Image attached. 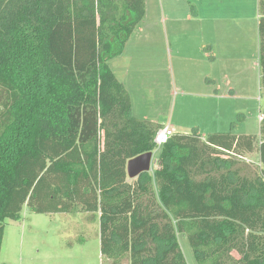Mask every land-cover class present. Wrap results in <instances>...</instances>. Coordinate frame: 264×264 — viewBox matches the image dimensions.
Returning <instances> with one entry per match:
<instances>
[{
    "label": "trees",
    "instance_id": "trees-1",
    "mask_svg": "<svg viewBox=\"0 0 264 264\" xmlns=\"http://www.w3.org/2000/svg\"><path fill=\"white\" fill-rule=\"evenodd\" d=\"M146 14L145 0H0V255L28 205L98 216L106 263L188 264L185 235L197 264H264V119L259 136L159 148L162 124L132 115L110 66ZM259 15L264 88V0ZM155 150L158 169L131 183L128 162ZM255 151L249 178L237 165Z\"/></svg>",
    "mask_w": 264,
    "mask_h": 264
},
{
    "label": "rangeland",
    "instance_id": "rangeland-1",
    "mask_svg": "<svg viewBox=\"0 0 264 264\" xmlns=\"http://www.w3.org/2000/svg\"><path fill=\"white\" fill-rule=\"evenodd\" d=\"M146 13L123 55L110 61L131 96L132 115L174 126L175 133L196 131L204 142L216 132L259 136V0H146ZM159 155L155 150L152 175ZM239 161L249 178L262 167L258 151ZM179 241L188 264H197L186 236ZM106 261L98 216L39 214L25 205L20 218L5 225L0 264Z\"/></svg>",
    "mask_w": 264,
    "mask_h": 264
},
{
    "label": "water",
    "instance_id": "water-1",
    "mask_svg": "<svg viewBox=\"0 0 264 264\" xmlns=\"http://www.w3.org/2000/svg\"><path fill=\"white\" fill-rule=\"evenodd\" d=\"M153 152L145 153L131 159L127 164V175L129 179H137L143 173L152 171Z\"/></svg>",
    "mask_w": 264,
    "mask_h": 264
},
{
    "label": "built area",
    "instance_id": "built-area-1",
    "mask_svg": "<svg viewBox=\"0 0 264 264\" xmlns=\"http://www.w3.org/2000/svg\"><path fill=\"white\" fill-rule=\"evenodd\" d=\"M264 119V116L261 117V120ZM175 135V131L170 128V127H164L163 129H161L156 138H155V143L157 144V146L161 147L162 145H164L165 143L169 142L170 139Z\"/></svg>",
    "mask_w": 264,
    "mask_h": 264
},
{
    "label": "crops",
    "instance_id": "crops-1",
    "mask_svg": "<svg viewBox=\"0 0 264 264\" xmlns=\"http://www.w3.org/2000/svg\"><path fill=\"white\" fill-rule=\"evenodd\" d=\"M146 1V0H145ZM258 17H259V20H260V15H258ZM259 25V24H258ZM133 35V34H132ZM131 38V37H130ZM258 41H259V44H260V37H259V31H258ZM128 44V43H127ZM260 56V54H259V47H258V57ZM259 67H260V63H259ZM232 93L233 92H235L234 90L233 91H231ZM171 124V123H170ZM172 125V124H171ZM173 126V125H172ZM173 128H174V130H175V132H176V128L173 126ZM216 133H218V132H216ZM177 134H181V133H175V135H177ZM184 134H187V133H184ZM156 169H158V165H156V167H155ZM156 169L154 170V172L156 171ZM153 170V169H152ZM152 172V171H151ZM180 236L181 235H178V239L180 238ZM180 242V241H179ZM182 248V247H181ZM186 257V256H185ZM186 260H187V258H186ZM187 263H188V261H187ZM128 264H130V262L128 261Z\"/></svg>",
    "mask_w": 264,
    "mask_h": 264
}]
</instances>
